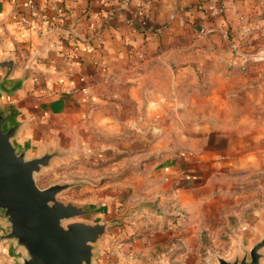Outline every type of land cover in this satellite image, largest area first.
<instances>
[{
    "label": "crops",
    "instance_id": "crops-1",
    "mask_svg": "<svg viewBox=\"0 0 264 264\" xmlns=\"http://www.w3.org/2000/svg\"><path fill=\"white\" fill-rule=\"evenodd\" d=\"M222 3L211 18L206 0H0V60L14 62L7 77L0 68V110L20 124L14 143L72 159L93 112L119 113L136 129L132 159L158 167L146 179L170 197L166 211L224 210L235 192L218 173L264 170V0ZM243 179L239 197L259 198ZM22 255L0 239V264Z\"/></svg>",
    "mask_w": 264,
    "mask_h": 264
},
{
    "label": "rangeland",
    "instance_id": "rangeland-1",
    "mask_svg": "<svg viewBox=\"0 0 264 264\" xmlns=\"http://www.w3.org/2000/svg\"><path fill=\"white\" fill-rule=\"evenodd\" d=\"M260 37L264 44V33ZM115 115L93 112L82 151L77 147L72 159H54L35 174L40 188L76 184L60 192V200L98 206L101 212L93 220L100 219L109 226L95 263L219 264V257L232 260L248 255L254 242L264 235V170L230 167L219 172L218 178L235 192L224 210L215 209L211 215L198 218L186 211L168 212L170 197L163 200L160 194L149 191L146 178H159L155 162L146 166L143 159L134 160L129 154L136 138L134 123L119 113ZM134 178L139 188L135 194L130 186ZM243 178H252L247 189L253 192L257 188L259 198L239 197ZM254 178L262 181L256 184ZM260 218L261 227L257 223Z\"/></svg>",
    "mask_w": 264,
    "mask_h": 264
},
{
    "label": "water",
    "instance_id": "water-1",
    "mask_svg": "<svg viewBox=\"0 0 264 264\" xmlns=\"http://www.w3.org/2000/svg\"><path fill=\"white\" fill-rule=\"evenodd\" d=\"M13 65L11 59L0 60V68L7 67L6 77ZM9 119L0 110V214L8 224L0 239L11 240L23 251L17 264H96L109 223L93 220L101 212L97 205L58 198L75 183L38 186L35 174L55 158L62 159L63 154L54 151L28 157L26 150L14 143L20 124L8 126ZM218 262L263 264L264 235L254 242L248 255L232 260L219 257Z\"/></svg>",
    "mask_w": 264,
    "mask_h": 264
},
{
    "label": "built area",
    "instance_id": "built-area-1",
    "mask_svg": "<svg viewBox=\"0 0 264 264\" xmlns=\"http://www.w3.org/2000/svg\"><path fill=\"white\" fill-rule=\"evenodd\" d=\"M208 2V13H209V17L211 18H215L216 16H219L221 11H222V0H209ZM22 21L26 24L31 23V21L27 18H23ZM211 29L206 25L203 24L200 27V33L202 34H206L208 32H210ZM232 48L237 52L239 50V48L241 47V41L240 39H234L231 43ZM82 81H84V79H81Z\"/></svg>",
    "mask_w": 264,
    "mask_h": 264
},
{
    "label": "trees",
    "instance_id": "trees-1",
    "mask_svg": "<svg viewBox=\"0 0 264 264\" xmlns=\"http://www.w3.org/2000/svg\"><path fill=\"white\" fill-rule=\"evenodd\" d=\"M209 1V0H206V2ZM222 8H223V5H222ZM221 14V13H220Z\"/></svg>",
    "mask_w": 264,
    "mask_h": 264
}]
</instances>
